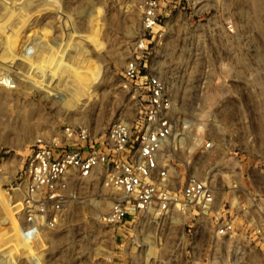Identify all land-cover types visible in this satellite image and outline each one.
<instances>
[{"label":"rangeland","instance_id":"374dc122","mask_svg":"<svg viewBox=\"0 0 264 264\" xmlns=\"http://www.w3.org/2000/svg\"><path fill=\"white\" fill-rule=\"evenodd\" d=\"M186 8L163 44L151 46L148 65L141 63L143 73L152 70L167 81L177 101L176 182L186 171L234 162L246 184V174H255L264 158V73L256 77L255 93L242 89L229 106L215 109L238 125L240 147L206 151L205 109L191 101L200 96L206 47L214 44L202 41ZM143 37L139 0H0V264H264V251L245 243L237 253L224 245L216 258L205 231L194 255L188 222L177 215L148 213L107 225L99 215L110 199L92 181L77 185L73 209L57 229L42 227L32 238L26 232L21 176L38 139L60 135L68 124L103 133L141 114L147 92L126 87L123 70Z\"/></svg>","mask_w":264,"mask_h":264},{"label":"built area","instance_id":"2783aa9c","mask_svg":"<svg viewBox=\"0 0 264 264\" xmlns=\"http://www.w3.org/2000/svg\"><path fill=\"white\" fill-rule=\"evenodd\" d=\"M139 8L144 37L136 57L126 63L123 79L126 87L135 84L146 90L145 107L134 122H117L103 133L68 124L60 135L38 139L21 176L26 232L32 238L42 227L57 229L73 209L77 185L92 181L110 199L108 211L99 215L107 225L148 213L177 215L188 222L185 235L194 255L204 231L216 258L224 245L233 253L244 243L264 251V158L253 168L255 174H246V184L234 162L210 164L200 174L186 171L177 183L172 156L178 145L171 144L180 135L177 101L167 81L152 70L143 73L141 64L145 60L148 65L151 46L163 44L167 28L183 9L192 12L202 41L214 46L206 47L200 96H195L200 99L191 101V107L205 109V150L234 151L240 147L239 127L224 122L215 109L229 106V98L241 97L242 89L256 91V77L264 73V45L259 44H264V0H139ZM220 93L224 99H216Z\"/></svg>","mask_w":264,"mask_h":264}]
</instances>
